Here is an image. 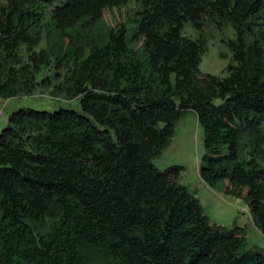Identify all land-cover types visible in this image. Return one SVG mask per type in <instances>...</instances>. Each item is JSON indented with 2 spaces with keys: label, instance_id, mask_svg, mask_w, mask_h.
<instances>
[{
  "label": "trees",
  "instance_id": "obj_1",
  "mask_svg": "<svg viewBox=\"0 0 264 264\" xmlns=\"http://www.w3.org/2000/svg\"><path fill=\"white\" fill-rule=\"evenodd\" d=\"M129 2L0 0V96L33 92L53 64L59 82L42 81L82 107L9 113L0 264H264L243 228L211 221L182 165L154 162L194 109L200 175L244 197L264 234V0H135L131 25L95 34ZM207 23L236 32L223 76L200 68ZM44 34L52 43L38 50Z\"/></svg>",
  "mask_w": 264,
  "mask_h": 264
},
{
  "label": "rangeland",
  "instance_id": "obj_2",
  "mask_svg": "<svg viewBox=\"0 0 264 264\" xmlns=\"http://www.w3.org/2000/svg\"><path fill=\"white\" fill-rule=\"evenodd\" d=\"M135 5V0H130L127 6L107 10L95 27V34L104 37L105 40L111 27L121 22L131 25ZM183 32L194 38L199 35V30L190 21L185 22ZM204 35L206 48L202 53L200 68L223 76L227 73V65L233 60V53L224 39L235 37V29L231 23H226L222 28L207 23ZM51 43L50 38L44 34L35 48L38 50L47 48ZM55 72L53 64L44 66L38 73L40 82L33 92H22L11 97L0 96V131L6 125L9 113L22 106L47 110L65 106L82 110L79 96L69 97L65 92H57L53 84L48 85L42 81L45 77H51L53 83H58L59 80L53 77ZM220 100L216 98V102ZM204 136V128L198 120L196 111L188 109L176 122L171 142L154 158V162L160 168L171 164L182 165L180 181L196 192L211 221L227 227L238 224L243 228L247 238L245 250L256 246L264 247V234L255 223L248 201L244 197L226 193L222 183L208 184L200 175L199 170L205 151Z\"/></svg>",
  "mask_w": 264,
  "mask_h": 264
}]
</instances>
